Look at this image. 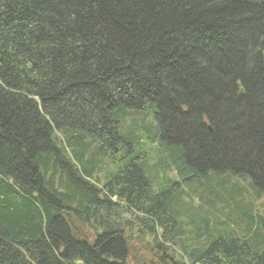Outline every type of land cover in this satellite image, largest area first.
Returning <instances> with one entry per match:
<instances>
[{
	"label": "trees",
	"instance_id": "16d2710c",
	"mask_svg": "<svg viewBox=\"0 0 264 264\" xmlns=\"http://www.w3.org/2000/svg\"><path fill=\"white\" fill-rule=\"evenodd\" d=\"M233 177L263 194L264 0H0V264H264Z\"/></svg>",
	"mask_w": 264,
	"mask_h": 264
},
{
	"label": "rangeland",
	"instance_id": "374dc122",
	"mask_svg": "<svg viewBox=\"0 0 264 264\" xmlns=\"http://www.w3.org/2000/svg\"><path fill=\"white\" fill-rule=\"evenodd\" d=\"M138 117L140 118V123L142 125V127H145L143 130H145L147 133H149L146 129L147 127L150 126V124H153V122H156V118L155 116L151 113L150 110H145V112L143 114L138 115ZM127 120L125 121V123L127 124H131V118H133V114L128 113L126 115ZM56 135H58L64 145L65 149H66V158L71 160L74 164H76L78 167H81V160L77 157V151L75 148H73L74 144L73 141L77 140L79 137L82 139L83 142V148H85L84 153V160L87 161L88 165L93 167V169L98 168V166H102L104 167L105 170H110L111 166H113L114 168L116 167V165H120L122 163V160H120V157H123V153L122 152H118L117 154H113L111 151H107L104 152L101 149L100 143L98 141H96L94 138H92L89 135H85V134H74V133H68V134H64V133H55ZM146 142L150 143V144H155V142H158V139H153L151 137L146 139ZM106 166V167H105ZM65 172H68V167L64 168ZM100 172V171H96L95 175L97 176H104V173ZM177 173H175V177ZM178 175V174H177ZM227 176L224 177V181H227ZM217 181V180H216ZM192 183V182H191ZM232 183L239 185L240 187H245V189L248 191L245 199L246 202L250 203L252 202L253 205V211L254 214L257 218H264V192L261 196H255L254 194L251 193V191L254 190L252 189V187H250V179L249 178H242V177H233L232 179ZM186 182H183V186H186ZM186 190H190L188 187H185ZM250 192V195H249ZM196 203H198V198H195ZM94 233L91 232L90 234V239L93 240L94 239Z\"/></svg>",
	"mask_w": 264,
	"mask_h": 264
},
{
	"label": "water",
	"instance_id": "95a60500",
	"mask_svg": "<svg viewBox=\"0 0 264 264\" xmlns=\"http://www.w3.org/2000/svg\"><path fill=\"white\" fill-rule=\"evenodd\" d=\"M243 89V88H242Z\"/></svg>",
	"mask_w": 264,
	"mask_h": 264
}]
</instances>
